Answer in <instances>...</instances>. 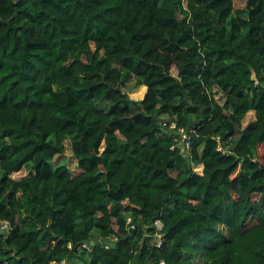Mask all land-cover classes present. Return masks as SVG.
I'll return each instance as SVG.
<instances>
[{
	"label": "trees",
	"instance_id": "16d2710c",
	"mask_svg": "<svg viewBox=\"0 0 264 264\" xmlns=\"http://www.w3.org/2000/svg\"><path fill=\"white\" fill-rule=\"evenodd\" d=\"M3 222L0 264H264V0H0Z\"/></svg>",
	"mask_w": 264,
	"mask_h": 264
},
{
	"label": "rangeland",
	"instance_id": "374dc122",
	"mask_svg": "<svg viewBox=\"0 0 264 264\" xmlns=\"http://www.w3.org/2000/svg\"><path fill=\"white\" fill-rule=\"evenodd\" d=\"M244 2H245V0H234V7L235 8H241L242 6H244ZM170 71H171L172 75H176V69L174 67H172ZM124 91L128 94V96L131 99H134V100L141 99L142 95L144 93L143 87L142 86H135L133 80L128 82L125 85ZM216 97L217 98L220 97V94H216ZM222 101H223V99L220 100V102H222ZM253 118H254L253 111H249L246 114V116L244 117V119H243V125H245L248 121L252 120ZM260 151H261V149L259 148V152ZM64 156H66L65 158L67 159L66 160V164H67L68 168L72 172H74L76 170V161H75V159L72 156L68 140L65 141ZM28 170H29V168H22L19 172H16V173L12 174V176L14 178L23 177L24 175L27 174ZM195 170L197 171V169H195ZM4 228H6V227H4L3 224H2L0 226V229H4ZM91 235H93L92 241L103 240L96 229H94L91 232ZM201 260H202V258H198L196 263H200Z\"/></svg>",
	"mask_w": 264,
	"mask_h": 264
},
{
	"label": "built area",
	"instance_id": "2783aa9c",
	"mask_svg": "<svg viewBox=\"0 0 264 264\" xmlns=\"http://www.w3.org/2000/svg\"><path fill=\"white\" fill-rule=\"evenodd\" d=\"M163 126L166 127L168 131L173 132V133L178 135V139H179L178 147L181 149V151H183V152L189 151V149H190L189 134L185 129H183V128L177 129L175 122H170L168 125L165 122H163ZM222 145L223 144L220 141H218V148L225 152L226 150L222 149ZM196 169L198 172H200V170H201L200 166H197ZM129 222H130V218H127V223H129ZM2 224L4 227H6V222H3ZM131 227H133V226L131 225ZM152 227L154 229L153 238H154L155 245L160 246L161 239H162V223H161V221L158 219L155 220L152 224ZM91 242L84 244V246L90 245ZM62 263L65 264V261H63ZM159 264H164V262L160 261Z\"/></svg>",
	"mask_w": 264,
	"mask_h": 264
},
{
	"label": "water",
	"instance_id": "95a60500",
	"mask_svg": "<svg viewBox=\"0 0 264 264\" xmlns=\"http://www.w3.org/2000/svg\"><path fill=\"white\" fill-rule=\"evenodd\" d=\"M251 78H252V79H255V75H254L253 72H252V74H251Z\"/></svg>",
	"mask_w": 264,
	"mask_h": 264
},
{
	"label": "crops",
	"instance_id": "0c3cea01",
	"mask_svg": "<svg viewBox=\"0 0 264 264\" xmlns=\"http://www.w3.org/2000/svg\"><path fill=\"white\" fill-rule=\"evenodd\" d=\"M142 87H143V89H144V92H145V89H146V88H145V86H142ZM143 94H144V93H143ZM142 96H143V95H142ZM200 169H201V166H200Z\"/></svg>",
	"mask_w": 264,
	"mask_h": 264
}]
</instances>
